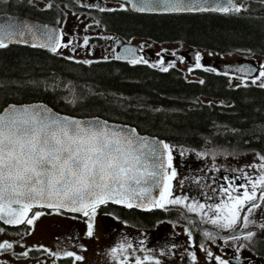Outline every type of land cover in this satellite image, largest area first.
<instances>
[{"label": "trees", "instance_id": "1", "mask_svg": "<svg viewBox=\"0 0 264 264\" xmlns=\"http://www.w3.org/2000/svg\"><path fill=\"white\" fill-rule=\"evenodd\" d=\"M235 1L238 9L222 13L147 14L124 3L104 9L80 0H0V13L57 24L68 48L81 46V41L76 35L70 38L74 26L70 29L66 22L71 19L76 25L86 20V40L103 47L100 55L113 52L111 39H139L180 43L198 52L264 57V0ZM60 47L53 51L0 44V110L10 103L40 101L64 114L100 116L133 125L165 141L172 175L180 166L215 185L226 181L222 171L239 174L242 169L228 158L248 153L264 157L263 83L247 80L233 85L228 73L202 66L195 67L188 78L177 66L149 61L129 62L107 55L78 60L59 52ZM219 185L217 192H230L229 200L242 191L238 182ZM128 217L147 226L165 219L182 221L180 214L162 209H133Z\"/></svg>", "mask_w": 264, "mask_h": 264}, {"label": "water", "instance_id": "2", "mask_svg": "<svg viewBox=\"0 0 264 264\" xmlns=\"http://www.w3.org/2000/svg\"><path fill=\"white\" fill-rule=\"evenodd\" d=\"M147 14L226 12L238 9L234 0H120ZM61 37L57 24L23 15L0 13V43L55 50ZM119 59L137 60L140 47L117 41ZM187 55L194 62L197 52ZM227 73L252 78L260 63L219 62ZM167 168L165 141L133 125L100 116H72L44 102L10 103L0 110V222L17 227L33 209H58L85 215L111 203L141 211L171 210L197 228L219 238L249 232L238 225L229 233L203 226L178 207H160Z\"/></svg>", "mask_w": 264, "mask_h": 264}, {"label": "rangeland", "instance_id": "3", "mask_svg": "<svg viewBox=\"0 0 264 264\" xmlns=\"http://www.w3.org/2000/svg\"><path fill=\"white\" fill-rule=\"evenodd\" d=\"M80 1L81 3H85L86 0ZM102 1H104V5H102L104 9L120 6L118 3ZM97 4L96 2L93 6L97 7ZM66 23H69L70 29L74 26L72 31H69L70 38L71 35L74 37L76 35V38L81 41V46L73 44L71 48H68L62 42L59 48L60 51L58 50L59 52L64 53L68 57L84 61L104 58L106 55L107 57H116V53L114 54L113 52L100 55L103 52V47H96L88 43L86 38L88 37L89 29L87 30L86 20L74 25V20L69 19ZM65 28H68V26L62 29ZM76 29L78 33L82 34L78 35ZM133 42L142 44L151 51H156L158 61L155 64L163 67L177 66L184 71L188 78H192V71L197 66L218 69V62H233L241 59L252 60L254 63H260L261 69L259 75L252 77L250 80L254 83L264 84V57L261 56H245L242 54L221 55L202 50L197 51L195 60L192 62L191 58L185 55L190 49L183 44H153L139 39L133 40ZM160 50H164L165 53L170 51L171 54L177 55L184 53L182 54L183 56L180 55V58L172 57L165 61L159 54ZM142 61H145L144 57H142ZM231 80L233 85H239L249 79L231 75ZM227 160L242 168L238 170L237 173L239 174H233L228 171H222L221 174L226 181L221 179L220 184L238 182L242 187V191L239 190L241 193L237 195V198H235V195H232L233 200H229V195L231 194L228 191L227 194L229 195L219 191L216 192V186L221 187L219 183L216 182L217 185H215V182L213 183L205 179H200L197 176H191L187 171H183V168L180 166L176 168L172 175L173 166L170 154L168 153L166 182L160 205L185 208L188 213H193L198 216L203 224L208 223L206 225L216 228L222 233L230 232L239 220L242 205L253 199L257 188L264 184V157L258 156L255 153H248L239 157L228 158ZM250 172L252 175H250ZM70 221V218L59 216L55 212L48 215V217H35L31 226V232L26 236L0 231V264H143L148 260L152 261L151 264H207V261L212 256H215L213 253L215 247L221 249L222 253L219 254L225 255L222 251L223 249L228 247L233 248L238 244L243 248L240 250H232V254L238 257L257 256L254 248L250 245L256 238L254 237L255 235H236L228 238H219L210 233L199 232L198 235L201 236L199 237L200 245L198 248L202 257L198 259V262L192 259L189 261L186 257L194 256L193 249L196 247V244L193 238L197 229L191 223H185L179 220L160 223L158 226L165 228L163 236L149 238L146 234L147 231L139 228L140 230L138 229V232L140 236L137 237V234L135 235L139 240L138 248L130 247L126 244L132 237L131 234L133 231H137L136 229H129L127 232H122L123 241L117 243V245H113L107 237L106 230L108 226L104 227L103 232L99 231L98 238L93 241L91 240L89 245L87 244L88 242H83L81 236L77 234L73 238L74 241H61L59 238L62 235H67L69 232V227H71L69 224ZM59 225L63 229H59ZM263 225L264 193L260 195V200L256 205L250 206L244 211L241 228L248 229L253 227L259 229ZM162 230L164 231V229ZM102 233L105 236L104 239L101 236ZM148 239L153 244H150ZM166 245L171 248L169 252L167 251ZM157 247H160L161 250L154 252V249ZM35 249H43V251L37 257H31L30 251ZM162 249H166V251H162ZM64 256H72L70 263L61 261V257ZM126 261L128 263H125Z\"/></svg>", "mask_w": 264, "mask_h": 264}, {"label": "flooded vegetation", "instance_id": "4", "mask_svg": "<svg viewBox=\"0 0 264 264\" xmlns=\"http://www.w3.org/2000/svg\"><path fill=\"white\" fill-rule=\"evenodd\" d=\"M86 4L92 6L94 4V2L90 1V2H87ZM101 5H103V4L100 3V1H99L97 7L101 8ZM111 41L114 44L113 53L117 54V51H118V47L116 44L117 39H115L114 41L111 39ZM126 42L136 44L135 42L130 41V40L126 41ZM138 45L140 47V52H141L140 57L138 58V60H134V61L128 60L129 62H143L142 57L145 58V61H149V62H153V63L158 61L157 56H156L157 55L156 51H151L150 49L143 46L142 44H138ZM159 54L161 55L162 59L165 61L172 58V57L180 58V55H182L181 53H180V55L167 54L164 52V50H160ZM175 55H177V56H175ZM185 55H187V52L185 53ZM167 207H169V206H167ZM132 210L133 209L126 208L123 206H118L115 204H105V205H101V206H98L96 208H93L90 211H88L85 215H83V214L67 213L65 211L57 210V209L51 210V209L39 208V209H33L29 215L27 222L21 226L8 227L5 224H3L2 222H0V231L8 232V233H15L16 235L20 234L21 236H26L31 232V226H32L33 221L35 220V217H37V216L48 217V215L57 212L59 216L67 217V218L71 219V221L69 223L71 225V227H69V232L67 233V235H62L61 238H59L61 241H64V242L69 241V240L74 241L73 238H75V236L77 234V235L81 236V240L83 242L86 241V242H88L87 244L89 245L91 240L93 241L94 239L98 238V232L99 231L103 232L104 227L108 226V229L106 230L107 237L109 238V242L110 243L112 242L113 245L114 244L117 245V243H120L123 241V238L121 235L122 232H127V231H129V229H131V230L136 229L137 231H133V233L131 234L132 237L128 240L129 241L128 243L126 242V244H128L130 247L133 246V247L138 248L139 240L137 239V237L140 236L139 232H138L139 228L146 230L147 232L146 231L145 232L149 238H151L153 236H163L165 233V228L160 227L158 225L162 222L172 221V220L165 219L162 221L154 222L150 226L140 225L137 220L131 219L128 217L129 211H132ZM189 221H192V220H189ZM52 222H55V221H52ZM237 224H238V222H236L234 227ZM167 225H169V224H167ZM129 227H131V228H129ZM59 229H63V227L59 225ZM162 229H164V231ZM248 229L250 230L249 233L242 234L240 236L255 235L254 237L260 239V240H257V242L255 241V244L254 243L250 244L254 248L255 254L257 256H251V257L250 256H239L238 257L235 254H232L233 253L232 250H234V249L240 250L243 248L240 244L236 245L233 248L228 247L226 249H223L222 251L225 255L219 254V253H222L221 249H218L215 247V251L213 250V253L215 256H212L209 259V261H207V264H264V225L259 229H256L253 227L248 228ZM136 234H137V237L135 236ZM101 236L103 239L105 238L103 233ZM200 236L201 235H198L196 233L194 234L193 241L196 244L195 245L196 247H194V249H193L194 256L193 257H190V256L186 257L187 260H189V261L192 259V260L198 262V259L200 257H202L201 253L199 252V248H198L200 245L199 244V242H200L199 237ZM148 241L150 244L152 243L150 241V239H148ZM166 247H167V251L169 252L170 251L169 249H171V248L168 245H166ZM104 248H105V243H104ZM156 250L160 251L161 249H160V247H157L154 249V252H156ZM42 251H43V249L31 250L30 256L32 255L31 257H37V255ZM162 251H166V249H162ZM22 257H25V256H22ZM71 258H72V256H64V257H61L62 260L60 258H59V260H61L64 263H70ZM125 263H128V262L126 261ZM151 263H152V261L148 260L143 264H151Z\"/></svg>", "mask_w": 264, "mask_h": 264}]
</instances>
